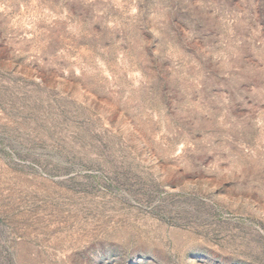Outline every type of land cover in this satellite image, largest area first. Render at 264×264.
<instances>
[{
	"label": "rangeland",
	"instance_id": "1",
	"mask_svg": "<svg viewBox=\"0 0 264 264\" xmlns=\"http://www.w3.org/2000/svg\"><path fill=\"white\" fill-rule=\"evenodd\" d=\"M0 264H264V0H0Z\"/></svg>",
	"mask_w": 264,
	"mask_h": 264
}]
</instances>
